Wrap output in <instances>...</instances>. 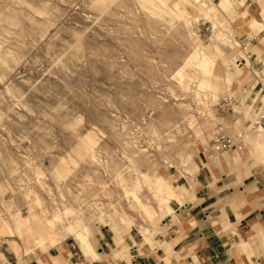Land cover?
<instances>
[{
	"label": "rangeland",
	"instance_id": "rangeland-1",
	"mask_svg": "<svg viewBox=\"0 0 264 264\" xmlns=\"http://www.w3.org/2000/svg\"><path fill=\"white\" fill-rule=\"evenodd\" d=\"M247 17L242 0H0V264L147 240L216 128L246 119L210 160L264 164V111L236 96ZM224 94L232 112L211 105Z\"/></svg>",
	"mask_w": 264,
	"mask_h": 264
},
{
	"label": "crops",
	"instance_id": "crops-1",
	"mask_svg": "<svg viewBox=\"0 0 264 264\" xmlns=\"http://www.w3.org/2000/svg\"><path fill=\"white\" fill-rule=\"evenodd\" d=\"M242 1L247 19L252 17L250 22H240V35L248 38V56H240L244 61L239 63L247 76L236 96L241 95L242 102L255 111H264V0ZM235 102L241 105L239 99ZM245 122L242 119L240 131L230 134H240L242 139ZM259 127L260 136L251 140L254 149L264 146L260 144L264 119ZM261 151L259 157L264 161V148ZM203 157L209 165L198 160L190 193L172 207L174 214L147 240L129 238L119 248L98 247L95 251L90 245L82 248L84 252L58 243L11 264H264V164ZM177 188L176 197H181L182 186Z\"/></svg>",
	"mask_w": 264,
	"mask_h": 264
},
{
	"label": "built area",
	"instance_id": "built-area-1",
	"mask_svg": "<svg viewBox=\"0 0 264 264\" xmlns=\"http://www.w3.org/2000/svg\"><path fill=\"white\" fill-rule=\"evenodd\" d=\"M198 33H205L209 32L210 26L204 25L201 27L196 28ZM248 42V38L242 39L240 42V45L243 48H246V44ZM245 56H248L246 54V50L243 52ZM240 59H244L243 57H240L239 59H236V62L239 63ZM233 103V97L228 94H224L221 97H219L215 102H213L211 105L214 106L215 109L220 110H226L232 111L231 105ZM264 119V116L262 113L258 114V117L253 120L252 126H255V124L262 125V120ZM240 134H237L235 136L231 135L230 133L226 132L224 129L216 128L212 131L211 136L209 138V144L206 148H204L205 152L207 154L211 155L213 153L223 152L231 149H240L243 146L242 139L240 138Z\"/></svg>",
	"mask_w": 264,
	"mask_h": 264
},
{
	"label": "bare ground",
	"instance_id": "bare-ground-1",
	"mask_svg": "<svg viewBox=\"0 0 264 264\" xmlns=\"http://www.w3.org/2000/svg\"><path fill=\"white\" fill-rule=\"evenodd\" d=\"M259 126H261L260 124H258L255 128H257V127H259Z\"/></svg>",
	"mask_w": 264,
	"mask_h": 264
}]
</instances>
